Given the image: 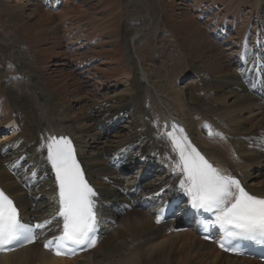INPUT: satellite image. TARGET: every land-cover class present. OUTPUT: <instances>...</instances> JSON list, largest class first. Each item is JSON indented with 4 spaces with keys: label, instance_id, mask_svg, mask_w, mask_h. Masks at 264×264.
<instances>
[{
    "label": "bare ground",
    "instance_id": "bare-ground-1",
    "mask_svg": "<svg viewBox=\"0 0 264 264\" xmlns=\"http://www.w3.org/2000/svg\"><path fill=\"white\" fill-rule=\"evenodd\" d=\"M54 1L63 4L74 0ZM263 1H251V11L246 16L238 8L241 4L246 6L249 0L165 2L174 28L182 29L192 38L190 47L196 52V58L208 65V70L197 65L190 68L191 75L198 81L182 86L178 80L186 73L185 68L173 64L168 58L160 60L165 55L147 45L160 25L152 14L142 16L140 20L143 22L127 19L126 24L120 25L119 35L116 33L109 42L93 46V54L67 60L64 56L63 63H58L60 58L55 57V50L40 48V44L57 31L55 28L45 29L51 14L40 9L28 13L30 19H34L36 13L38 18L33 22L34 26H41V30L33 32V27L28 28L33 23L25 22L22 10L13 6L10 15L16 24H20L17 34H22L18 38L30 40L35 37V42L30 40L31 46L47 58L43 67L54 62L52 73L58 72L61 66L75 67L78 79L73 89L70 88L69 72L64 73L65 79L36 80L26 60L18 55L20 46L10 41L6 43L4 49L19 64L23 80L16 86L10 82L0 87V99L3 98L0 114L5 112L0 126L11 122L17 126L9 139L0 141V189L15 199L22 211L28 210L37 196L49 195L47 202L56 198L58 182L48 159L47 145L53 138L66 137L72 142L87 181L102 184L96 181L97 176L112 174L110 181L128 186L131 182H124L119 175L113 176L115 169L127 171L136 161H149V165L161 167L158 171L164 180L160 184H150L146 193L156 192L159 188L175 190L180 174L173 170V165L179 160V152L174 150L172 140L165 135L175 128L177 132L183 129L181 134L187 136L191 145L214 167L238 179L250 194L264 197ZM51 2L50 6L54 7L55 2ZM72 9L64 11L68 17L62 22L66 23L69 13L77 12ZM216 9L219 11L212 16ZM203 21L214 25V33L233 26L238 37L227 38L226 34L220 41L230 50L239 48L238 53L232 51L226 58L224 48L215 41V36L200 35L206 24ZM251 22L253 27L249 25ZM62 27L59 32L63 41L70 39L71 43L77 44L82 41L81 34L77 35L71 22ZM87 44L90 41L81 43L76 49ZM97 59L100 62L93 65ZM91 82L98 90L105 88L106 83L112 87L121 84L125 92L101 102L88 103L83 88ZM39 94L43 98L41 102H38ZM70 95L82 100L78 109L73 110L70 99L66 100ZM203 120L209 124L202 126ZM214 143L217 147L213 146ZM261 165L263 170L257 172L256 167ZM248 179L252 182L250 185ZM116 192L102 191L100 199L111 201L121 196ZM142 197V193L135 196L138 202ZM42 215L40 219L49 213ZM136 216L129 222L124 220L126 216L120 218L124 225H118L113 233L106 232L98 249L79 262L55 258L47 251H37L35 246H30L1 255L0 264H262L227 256L200 240L193 230L164 237V232L155 227L148 211L141 219L140 214Z\"/></svg>",
    "mask_w": 264,
    "mask_h": 264
},
{
    "label": "snow or ice",
    "instance_id": "snow-or-ice-1",
    "mask_svg": "<svg viewBox=\"0 0 264 264\" xmlns=\"http://www.w3.org/2000/svg\"><path fill=\"white\" fill-rule=\"evenodd\" d=\"M178 131L183 133V129ZM176 132L174 128L165 135L179 152L173 170L182 174L180 190L189 197L193 209L215 211L216 222L223 230L220 247L236 251L228 244L236 240L264 243V198L250 194L238 179L209 163L187 136L178 138ZM47 150L59 187V211L43 223L25 224L14 201L0 189V251L34 242V230L51 224L56 217L63 221L61 234L45 244L56 255H74L77 249L94 247L97 242L94 199L97 193L85 178L72 142L66 137L53 138ZM161 219L162 213L157 215V223Z\"/></svg>",
    "mask_w": 264,
    "mask_h": 264
},
{
    "label": "rangeland",
    "instance_id": "rangeland-1",
    "mask_svg": "<svg viewBox=\"0 0 264 264\" xmlns=\"http://www.w3.org/2000/svg\"><path fill=\"white\" fill-rule=\"evenodd\" d=\"M219 1L223 2V0H219ZM244 1L246 2V0ZM251 1L253 2V0ZM251 1L249 0V3L246 6L241 4V6H239L238 8L239 10L241 9L243 10V7H244V11H243L244 16H246V14H248L251 11L250 10L251 7H249L251 5L250 3ZM52 2L54 3V1ZM165 2L167 3L168 0H90V1L89 0L88 1L86 0L75 1L74 0L73 3L72 2H69L70 4L65 3L64 4L65 7L63 8L60 7L59 10H55L56 8H53L52 10H50V9L43 8L39 0L37 1L36 0H0V87H4L5 85H7V83H10V82L13 84V86H16L18 82H21L23 80L21 77L22 76L21 74H23L22 73L23 71L22 69H20L19 64L16 61L14 62L10 58L9 52H6L4 49L6 43L9 41L14 43L17 46H20V48H17L18 53H19L18 55H20L26 60V65L28 66V69L31 75L34 77V79L36 80L38 78L42 80H47L48 78L65 79L66 77L64 73L69 72L70 74L69 78H71L69 79V82H70V85H72L70 87L71 89L75 88V85L77 84V79H78V75H76L77 71L75 72V67L69 68L68 66L67 67L61 66V67H58L59 71L56 73H52V70L55 69V66H51V65L54 62L49 64L48 67H46L47 69L43 67L47 62V58L44 57V54H42V52H38L35 47L31 46V43L35 42V37L30 39L32 40V42L26 38H23V39L18 38V36L20 35L22 37V34L21 33H19L20 35L17 34L19 32L18 27H20L19 26L20 24H16V21L12 19L10 15L11 13L10 11H12L13 6H16L18 10H22L24 17H25L24 19L26 20L25 22L27 23H33L37 20L38 15H36L35 12H34L35 13L34 19L32 18L30 19L28 17L29 16L28 13L33 14V11H36L37 9L44 10L51 14V19L49 21L47 20L48 23L45 29L51 30L52 28H55L57 31H55V34H52V36L49 37L44 43L42 42L40 44V48L41 50H45V49H48L49 51L55 50L57 53L55 57L60 58L59 59L60 61L58 63H63V61L61 60L64 59L63 58L64 56H66L65 57L66 60L67 58L75 57V56H72L73 54L71 50L69 49L68 41L70 39L68 41L67 40L63 41V39L61 38V33L59 32V29L63 28L62 26H64V24H66L67 22L68 23L71 22L77 35H80L78 34V31H77V28L79 27L81 33L85 34V38L86 36L87 37L90 36L88 37L89 39L88 41H90V43L92 40L97 38L96 44L103 45L104 44L103 42H109L110 39H113L116 36V33L117 35H119L118 32H119L120 25L123 26V24H126L127 19L128 20L135 19L137 21V19L140 20L142 16H148L149 14H152L154 19L156 18L155 20L159 22L160 25H159V28L157 29V32L156 33L154 32V34H152L151 39L147 45L151 48L152 47L157 48L158 51L162 53L161 54L162 56L165 55V58L163 57V59H160V60L164 61L165 59L168 58L169 61L172 62L173 64H178L179 67L182 66L183 68H185V70L187 69L186 71L184 70L186 72L184 75L189 74L190 76L189 75L184 76V79H182L184 80L182 85H186L188 83L196 84V82L198 81V78L194 77L193 75H191V73H189L190 68L196 67V65L197 67L207 68L208 65L203 63L202 61H199L196 58L195 56L196 52L194 53L190 47V41L192 40V38H189L187 35H185V32H183L182 29L178 30V28H174L173 22H171L170 17L167 14ZM179 6H183V4H179ZM263 6H264V1H263ZM72 8L77 10V12L76 13L73 12V14L69 13L68 14L69 19L66 21V23L62 22V20L65 17H68L66 16V14L64 15V11L73 10ZM263 10L264 8L262 9V15L264 16ZM217 11L219 10L217 9L214 10L212 16H215ZM116 16H119V18H117ZM228 20H231V17H228ZM140 22H143V20H140ZM203 23H206L204 24V29L206 30L203 29L200 35L215 36V38L218 37V39L216 38L215 41L217 40V42L221 44L220 38H222L223 36L220 37L217 34L222 33V32H216V33H214L213 31L210 32L211 29L212 30L215 29V27H213L214 25L208 24V22L206 21H203ZM32 27H33V32H37L38 30H41V26H38V25L34 26V23L31 25V27H28V28L31 29ZM208 27L211 29H209ZM97 29L99 30L101 29V31L98 32ZM227 29L234 30L233 26ZM109 30L110 32L107 33V31ZM95 34L98 37L94 38L93 35ZM233 34L234 35L232 37L234 38L238 37L237 34L235 33ZM222 35H226V32H223ZM81 37L82 36L80 35V39L85 40ZM228 37L229 36H227V38ZM98 38L100 39V41H98ZM221 45L223 46L224 49L225 48L227 49V50L223 49L224 51L223 55L226 57V54L228 53L230 49H228V47H226L223 44V41ZM181 47H182V50H181ZM92 48L80 49L78 51V54L84 53L81 56L87 57L93 54L92 52L95 51V49H92ZM233 49L235 48H232V50ZM35 51H37L38 53H36ZM151 51L155 53L154 49H152ZM67 52H69L70 54ZM74 53H76V51H74ZM209 54H206V55H209ZM81 56H78L76 58H81ZM185 56L187 57V59H185ZM153 59H155V56ZM39 65L41 66V68ZM119 85L120 86L112 87V85H109L108 83H106L105 88L98 90L96 89V85H93V82H91L89 85L88 84L84 85V88H83V90H85L84 96L86 97V101L88 103H92V102L97 103V102H101L106 99L117 97L120 94L125 92V88L121 86V84ZM197 98H198V95H197ZM68 99H70V104L73 110L78 109L82 104V100L80 99V97H77L75 95H70L68 98H66V100ZM39 101L40 102L43 101V98L41 99L40 94L38 97V102ZM4 133L5 132L1 131L0 136L1 134H4ZM262 166L263 165L259 167L262 168L263 170ZM256 169H259V168L256 167ZM135 175L136 176L140 175V170Z\"/></svg>",
    "mask_w": 264,
    "mask_h": 264
}]
</instances>
